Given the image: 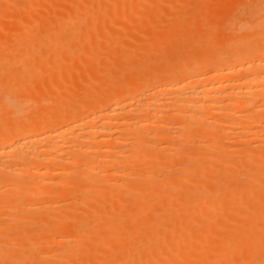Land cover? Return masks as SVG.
Instances as JSON below:
<instances>
[{
	"label": "bare ground",
	"instance_id": "1",
	"mask_svg": "<svg viewBox=\"0 0 264 264\" xmlns=\"http://www.w3.org/2000/svg\"><path fill=\"white\" fill-rule=\"evenodd\" d=\"M77 1L49 8L59 33L40 36L50 49L25 85L37 116L0 100V119H20L0 129V155L58 160L36 168L31 198L44 201H0V264H264V0H174L169 13L159 0ZM235 13L244 23L224 22ZM250 137L262 146L243 147Z\"/></svg>",
	"mask_w": 264,
	"mask_h": 264
},
{
	"label": "rangeland",
	"instance_id": "2",
	"mask_svg": "<svg viewBox=\"0 0 264 264\" xmlns=\"http://www.w3.org/2000/svg\"><path fill=\"white\" fill-rule=\"evenodd\" d=\"M8 0H0V33H2V35L0 34V100L2 99H5V100H13L14 97L16 99H18L20 101V103L23 105L25 104L24 101L26 102V107H27V104L28 107H30V110L32 111H29L27 114H24V119H27L28 116V119L27 121L30 122V120H33L35 117V115L37 116V113H35L34 111L36 110V107H38V103H37V99H39L36 96L38 95H33L32 94V87H30L31 85L35 84L36 85V81L34 80L35 77L33 76L34 75V70L36 69V67H38L37 65V59L38 57L40 56V54L42 53V50L44 49H47L49 50L50 49V46H46V44H44V42L42 40L44 39H41L42 37L40 36H43L46 34L47 36L52 34L55 30L56 34H58V30H56L54 27L52 28V26L54 24H56V16L54 14H52V11L53 9L55 10L56 7H61L59 5V3H62L65 1V7H66V10H70L73 8V5L71 4H74L76 2H78L77 0H73L72 3H69V0H56V2H59L58 5H56V3H54V0H40V2L42 1V4L40 6H37L35 9L39 8V10L41 9V12L39 13V11L37 12L36 10H34V8H32L30 10V13L29 11L27 12H23V8H24V11H25V7L27 6L26 5H23L27 0H17L15 2H12V3H8L7 2ZM52 2V3H49V2ZM106 1V0H105ZM150 1H154V2H159V3H162L164 5H168L167 6V13H169L170 11H172L174 8H171V6H173L174 4L171 3L173 2L174 0L172 1H168V0H150ZM196 1H199V0H196ZM201 3H207L208 0H200ZM199 1V2H200ZM215 0H209V2H211L212 4L214 3ZM242 1V0H240ZM239 1V2H240ZM244 2H242V4L244 5V7L247 5V6H251L252 3H251V0H243ZM5 2V3H4ZM19 2V3H18ZM43 2H46L47 4H51L50 7H48L49 5H46L43 3ZM68 2V3H66ZM208 2V3H209ZM228 2L231 3L232 5V1H229ZM227 1L224 2L223 4H221L219 7V10H216L219 12V13H215V12H212L213 17H211V15L208 14V18L209 19H206L208 20V22H210V25L211 23L213 24H216L218 23L219 21L221 22L220 20V15L224 13V10H225V7L230 4L228 3ZM7 3V4H6ZM23 3V4H22ZM27 3V2H26ZM9 4V5H8ZM40 4V3H39ZM45 5V6H42V5ZM67 4V5H66ZM70 4V6H72L70 8V6H68ZM234 4V3H233ZM241 4V3H240ZM241 4V5H242ZM170 5V6H169ZM226 5V6H225ZM229 5V6H231ZM242 5V6H243ZM25 6V7H24ZM52 6V7H51ZM55 6V8H54ZM249 6V7H250ZM174 7V6H173ZM222 7H224L222 9ZM243 7V8H244ZM49 8H53V9H49ZM169 8V9H168ZM227 8V7H226ZM248 8V7H247ZM246 8V9H247ZM221 9V10H220ZM20 10V11H19ZM33 10V11H32ZM38 10V9H37ZM46 10V12L44 11ZM9 11V13L7 14V12ZM36 11V12H35ZM48 11V12H47ZM14 14H13V13ZM33 12V13H31ZM45 12V13H44ZM29 13V14H28ZM39 13V14H38ZM44 13V14H43ZM47 13V14H46ZM240 13V12H239ZM239 13H235L234 15H228L227 17L224 18V22H226L227 24H236V25H240L241 23H244L243 21L247 19V17L243 18V16H241L242 18H239ZM4 14V15H3ZM6 14V16H5ZM12 14V15H11ZM33 14H37V15H33ZM216 14V15H215ZM264 14V13H263ZM17 15V16H15ZM26 15V17H28L29 19H31V21L28 19H25L26 17H24ZM53 15H54V19H53ZM237 15H238V18H237ZM19 16V17H18ZM36 16L38 18H36ZM245 16V15H244ZM24 17V18H22ZM41 17V18H40ZM52 17V18H51ZM19 18V19H18ZM44 21H42L43 19ZM218 19V20H217ZM231 19V20H230ZM4 20V21H3ZM6 20V21H5ZM53 20V21H52ZM235 20V21H234ZM3 21V22H2ZM10 23H9V22ZM15 21V22H13ZM212 21V22H211ZM216 21V23H215ZM239 21V22H238ZM8 22V23H7ZM31 22V23H30ZM50 22V23H49ZM207 22V21H206ZM6 23V24H5ZM16 23V24H15ZM49 23V24H48ZM3 24V25H2ZM5 24V25H4ZM20 24V25H19ZM42 24V25H41ZM207 24V23H205ZM213 24V25H214ZM234 24V26H235ZM9 25V26H8ZM37 25H40V26H37ZM10 26H13V27H10ZM28 26V27H27ZM29 27H33L34 30H31L29 29ZM11 28V29H10ZM16 28V29H15ZM44 28V29H43ZM49 28V29H48ZM14 29V30H13ZM38 29L40 32H38ZM47 31V32H46ZM39 34H38V33ZM5 33V34H4ZM37 33V34H35ZM54 34V33H53ZM135 34V33H134ZM133 34V35H134ZM5 35V36H4ZM32 35V36H31ZM34 35V36H33ZM137 35V34H136ZM139 36H141V38H143L142 36H144L143 39H146V36L145 35H142V34H138ZM9 36V37H8ZM36 36V37H35ZM8 37V39L6 38ZM39 37V38H38ZM138 37V36H137ZM30 40H29V39ZM38 38V39H37ZM47 37H45L46 39ZM129 38H133L132 36L129 37ZM140 38V37H138ZM215 38H218V34H215ZM247 38V39H246ZM26 39V40H25ZM36 39V40H35ZM137 38L135 39H130V44L133 45L135 43L134 40H136ZM138 40H141V39H137L136 41ZM218 40V39H216ZM251 40V37H244L241 41L243 42H247V41H250ZM3 41V42H2ZM23 41V42H21ZM32 41V42H31ZM40 42H43L42 44ZM5 43V44H4ZM15 43V44H14ZM21 43V44H20ZM26 44V45H25ZM41 45V46H39ZM19 46V47H18ZM22 46V47H21ZM17 52H16V50ZM25 49V50H24ZM40 49V51H39ZM39 51V53H38ZM233 50L227 52V53H230L232 52ZM16 52V53H15ZM10 53V54H9ZM15 53V54H14ZM199 53V55H198ZM36 54V55H35ZM39 54V55H38ZM5 55H9L11 57H9V60H8V57L5 56ZM23 55V56H22ZM198 56H200V58H202V55L200 52H197L195 57L198 58ZM2 57H3V62H2ZM5 57V59H4ZM14 57V58H13ZM27 57V58H26ZM23 58V59H22ZM13 59V60H12ZM25 59V60H24ZM6 60V61H5ZM12 60V62H11ZM15 60V61H14ZM5 61V62H4ZM9 62V64H8ZM5 64V65H4ZM25 64V65H24ZM217 63H214L212 64L213 66H218L217 68H219V64ZM222 65V63H220ZM7 65V66H6ZM11 65V67H10ZM22 65V66H21ZM10 67V68H9ZM7 68V69H6ZM35 68V69H34ZM6 69V70H5ZM25 71V72H24ZM33 71V72H32ZM2 73V74H1ZM33 74V75H32ZM27 75V76H26ZM29 75V76H28ZM33 76V77H32ZM32 79V80H31ZM44 79V78H43ZM23 80V82H22ZM26 80V81H25ZM16 81V82H15ZM27 81L28 83L29 82H33L31 85L28 84L29 87H26L25 85L27 84ZM20 83H22L23 86V89L20 90ZM4 84V85H3ZM10 85V86H9ZM32 88V89H31ZM18 89V90H17ZM27 89V90H26ZM5 90V91H4ZM20 91V92H19ZM12 94V95H10ZM21 99V100H20ZM26 99V100H25ZM32 101V102H31ZM35 102V104H34ZM32 104V105H31ZM34 107V109H31L32 107ZM21 116V119H23ZM11 117V116H10ZM13 118H11V120L9 119V117H7L8 119H3L1 118L0 119V122H5L7 121L6 123L1 124L0 125V129L2 128L4 130L5 126H7L8 128L10 127L9 125H11L12 123H15L16 120H20V119H15L16 116H12ZM34 117V118H33ZM6 118V117H5ZM15 119V120H14ZM10 120V121H8ZM9 122L11 124H9ZM3 130H0V136L2 135L1 131L3 132ZM7 129H5L6 131ZM253 138V137H250V139ZM69 141V140H68ZM67 141V142H68ZM234 140H232V143H228L229 141H225L227 144H229L228 146H233L235 144L238 145L237 142L235 141V143L233 142ZM248 141V142H247ZM258 139H255L254 140H246L243 142V145L240 144V146L242 145L243 147H254V146H257L259 147V145L262 146V144L260 143V141H258ZM66 144H69L67 143ZM200 143V141H198ZM197 141H196V144H199ZM254 142V143H253ZM257 142V143H256ZM262 143L264 141H261ZM250 145H248V144ZM225 144V143H224ZM225 144V145H227ZM232 144V145H231ZM253 144V145H252ZM245 145V146H244ZM264 145V143H263ZM239 146V145H238ZM260 146V147H261ZM237 147V146H236ZM235 147V148H236ZM32 150V148H31ZM30 150V147H24L21 149V151H17V152H13L12 149L9 148L6 149V151H4L1 155H0V182H1V185H0V201L4 200L6 201L5 199L7 200H12L14 201V199H16L17 202L19 203H29V202H32L33 200L34 201H44L45 199V196L43 197H40L38 196L39 198H31V196L33 197L32 194H34L35 192H37L38 190L43 191V187L44 185H42V182H43V178L41 175L42 173H36L38 172V168H47V166H50L52 167L54 161L57 163L58 160L55 159V160H52V163L50 164H47L48 162H45V160H42V158H38L36 156H33V155H30L29 154V151ZM14 153H12V152ZM22 155V159H19L18 157H20ZM7 154V155H6ZM11 154V155H10ZM227 155V154H226ZM9 156V157H8ZM66 156H68L66 154ZM224 156V155H223ZM8 158V159H7ZM12 158V159H11ZM23 158L25 160V162H22L23 161ZM30 158V159H29ZM32 158V159H31ZM41 159V160H40ZM179 160V159H177ZM4 163H3V162ZM14 161V162H12ZM18 161V162H17ZM11 162V163H10ZM17 162V163H16ZM8 165H6V164ZM23 163V164H21ZM27 163V164H26ZM46 163V164H45ZM221 163V161H220ZM10 164V165H9ZM15 164V165H14ZM41 164V165H40ZM12 165V167H11ZM20 165V166H19ZM41 166V167H40ZM174 167H171V173L173 175H178L180 173H182L181 171L183 170L182 167H180L179 164H173ZM180 167V168H179ZM8 168V169H6ZM22 168V169H21ZM37 168V169H36ZM173 168V169H172ZM16 169V170H15ZM18 169V170H17ZM175 169V170H174ZM14 170V171H13ZM45 170V169H44ZM19 171V172H18ZM35 171V173H34ZM26 173V174H25ZM20 176H23V177H20ZM29 176V177H28ZM20 177V178H19ZM22 178V179H21ZM134 178V177H132ZM135 178H137V176H135ZM134 178V179H135ZM246 177H243V178H240V182L242 181V183L246 182L247 180L245 179ZM138 179V178H137ZM137 179L133 180V181H136ZM154 179V178H153ZM157 179V178H156ZM26 180V181H25ZM42 180V182H41ZM244 181V182H243ZM20 182V183H19ZM33 183V184H32ZM110 183H112V181H110ZM41 184V185H40ZM6 185V186H5ZM33 186V187H32ZM7 187V188H6ZM35 188V189H34ZM20 189V190H19ZM3 190V191H2ZM19 190V192H18ZM20 191L23 193H20ZM4 193V194H3ZM17 193V194H16ZM27 193V194H25ZM7 194V195H6ZM9 194V195H8ZM25 195L24 197L22 195ZM2 195V196H1ZM13 195V196H12ZM43 195V194H41ZM11 196H12V199H11ZM22 196V197H21ZM7 197V198H6ZM10 197V199H8ZM21 200V202L19 201ZM3 201V202H4ZM36 201V202H37Z\"/></svg>",
	"mask_w": 264,
	"mask_h": 264
}]
</instances>
